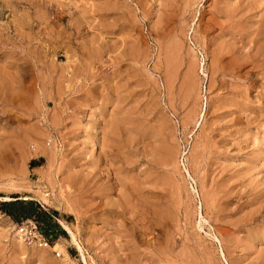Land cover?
<instances>
[{"label":"rangeland","instance_id":"1","mask_svg":"<svg viewBox=\"0 0 264 264\" xmlns=\"http://www.w3.org/2000/svg\"><path fill=\"white\" fill-rule=\"evenodd\" d=\"M263 58L264 0H0V264H264Z\"/></svg>","mask_w":264,"mask_h":264},{"label":"built area","instance_id":"2","mask_svg":"<svg viewBox=\"0 0 264 264\" xmlns=\"http://www.w3.org/2000/svg\"><path fill=\"white\" fill-rule=\"evenodd\" d=\"M19 235L27 242H39L42 246L48 248L50 246L49 240L43 236L37 226V222L28 220L20 226Z\"/></svg>","mask_w":264,"mask_h":264},{"label":"bare ground","instance_id":"3","mask_svg":"<svg viewBox=\"0 0 264 264\" xmlns=\"http://www.w3.org/2000/svg\"><path fill=\"white\" fill-rule=\"evenodd\" d=\"M18 34H19V33H18ZM25 34H26V33H25ZM29 34H30V33H29ZM21 36H22V35H21ZM23 36H25V35H23ZM22 39H24V38H22ZM27 39H28V38H27ZM27 39H26V40H27ZM24 41H25V40H24ZM44 56H45V55H44ZM39 59H40V58H39ZM263 59H264V58H263ZM38 61H39V60H38ZM42 61H43V60H42ZM259 63H260V62H259ZM262 64H263V63H262ZM262 66H263V65H262ZM14 69H15V68H14ZM221 69H222V68H221ZM4 71H6V70H4ZM6 72H7V71H6ZM8 72H9V71H8ZM11 72H12V71H11ZM34 72H35V71H34ZM17 73H19L18 70H17ZM52 111H53V110H52ZM260 116H262V115H260ZM260 116H259V117H260ZM255 121H256V120H255ZM249 122H250V121H249ZM253 122H254V120H253ZM253 122H252V123H253ZM250 124H251V123H250ZM51 160H53V159H51ZM18 169H19V168H18ZM49 176H50V175H49ZM248 185H249V184H248ZM251 185H252V184H251ZM251 185H250V186H251ZM251 191H252V192L254 191V194H255V195L257 194L256 196H258V194H259L260 197H261V196L264 197L263 192L260 191V190H258V189H256V188L252 189ZM248 193H249V192H248ZM242 197H243V196H242ZM262 197H261V198H262ZM260 200H261V199H260ZM263 202H264V200H263ZM263 206H264V205H263ZM263 206H262V210H263V215H264V207H263ZM256 215H257V214H256ZM247 219H248V218H247ZM68 231H69V230H68ZM71 234H72V233H71ZM155 242H156V241H155Z\"/></svg>","mask_w":264,"mask_h":264},{"label":"trees","instance_id":"4","mask_svg":"<svg viewBox=\"0 0 264 264\" xmlns=\"http://www.w3.org/2000/svg\"><path fill=\"white\" fill-rule=\"evenodd\" d=\"M12 206H18L21 209L28 210L27 213H31L32 211H34V208L32 206L28 207L25 203H19V201H17L16 204H12Z\"/></svg>","mask_w":264,"mask_h":264}]
</instances>
